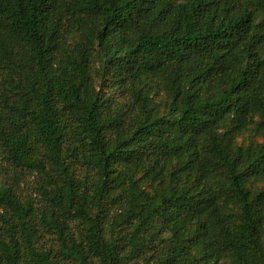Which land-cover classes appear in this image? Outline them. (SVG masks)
<instances>
[{"label":"trees","instance_id":"trees-1","mask_svg":"<svg viewBox=\"0 0 264 264\" xmlns=\"http://www.w3.org/2000/svg\"><path fill=\"white\" fill-rule=\"evenodd\" d=\"M56 3L0 0V159L44 170L46 213L70 251L101 264H264V0H79L95 20L59 77ZM68 129L85 135L92 192L61 157ZM246 132L262 141L237 143ZM33 208L0 195V264H53Z\"/></svg>","mask_w":264,"mask_h":264},{"label":"rangeland","instance_id":"rangeland-1","mask_svg":"<svg viewBox=\"0 0 264 264\" xmlns=\"http://www.w3.org/2000/svg\"><path fill=\"white\" fill-rule=\"evenodd\" d=\"M89 14L79 7V0H57L54 11L51 12L47 25L51 39L50 60L57 65L56 77L61 75L65 62L75 53L77 41L84 36L87 24L93 22ZM262 141L253 136L251 132L237 138V143L247 145L251 141ZM85 135L68 129L61 157L69 169L73 180L90 192L94 188L96 175L93 168L87 165ZM46 157L45 151L39 152L37 159ZM49 172L56 177L52 164L45 165ZM259 186L264 187V183ZM51 188V180L44 170L36 165L24 169L8 168L0 159V195L12 189L22 201H31L33 205V217L36 225V247L45 253L53 264H83V257L88 264H101V262L83 253V248H78L81 254L72 253L68 247L70 243L64 241L50 222L46 213L49 202L47 194ZM1 226V225H0ZM2 227H4L2 225ZM69 234L77 246L83 245L81 225L78 221L68 224ZM5 228V227H4ZM83 256V257H82Z\"/></svg>","mask_w":264,"mask_h":264}]
</instances>
